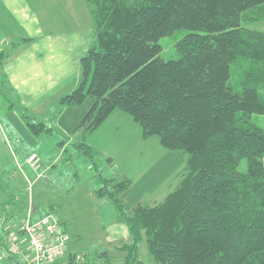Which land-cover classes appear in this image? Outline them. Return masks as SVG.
<instances>
[{"label": "trees", "instance_id": "1", "mask_svg": "<svg viewBox=\"0 0 264 264\" xmlns=\"http://www.w3.org/2000/svg\"><path fill=\"white\" fill-rule=\"evenodd\" d=\"M84 3L94 41L79 60L78 87L58 101L76 108L93 100L74 132L90 134L119 111L140 127L143 141L156 137L164 149L187 154L172 190L130 212L119 195L131 181L97 174L94 196L112 203L130 236L117 248L125 254L118 264H144L138 258L143 241L155 264H264V129L249 121L264 116V33L248 28L264 22V0ZM180 30L186 34L175 45L178 59L163 60L157 41ZM6 57L1 51L8 88ZM232 74L239 93L229 85ZM16 106L8 108L33 135L50 131ZM3 128L11 131L7 122ZM73 147L93 160L85 141ZM242 162L245 172L238 170ZM15 226L0 227V248ZM102 257L111 264L107 252ZM63 262L78 264L69 250L54 263ZM8 263L18 264V256L0 264Z\"/></svg>", "mask_w": 264, "mask_h": 264}, {"label": "rangeland", "instance_id": "2", "mask_svg": "<svg viewBox=\"0 0 264 264\" xmlns=\"http://www.w3.org/2000/svg\"><path fill=\"white\" fill-rule=\"evenodd\" d=\"M248 28L264 33V22L249 25ZM185 34L186 31L180 30L160 38L157 41L161 48L159 56L165 61L177 60L175 45ZM229 85L239 93L234 74ZM88 100L85 99L83 104L86 105ZM58 101L46 104L41 115L24 112L33 123H43L50 130L34 135L38 143L32 146L14 128L12 118H8V113L12 111L8 106L16 100L9 94L7 85L3 86L0 76V123L9 124L11 131H3L4 140L10 153H14L10 156L11 160L2 162L4 167L0 171V227L17 225L29 209L34 210L35 217L49 214L68 235V250L75 256L76 263L105 264L104 252H107L111 264L114 261L121 263L125 254L116 248L126 244L125 235H128V240L130 236L126 226L118 222L112 203L94 196V191L100 187L97 174L116 181H131L129 188L119 195L125 211L130 212L139 203L160 202L172 190L177 174L185 166L187 154L164 149L156 137L143 141L140 127L119 111H114L91 134L81 131L67 133L57 126L59 112L67 108L58 105ZM249 121L264 129V116L253 115ZM26 130L30 132L27 127ZM86 139L95 150L92 161L73 147V144ZM20 147L37 152V164L40 166L37 170L26 163L28 154L25 151L18 154ZM262 163L264 165V159ZM238 170L246 171L245 162L239 165ZM138 258L144 264H155L144 241L139 245ZM2 261L0 259V263Z\"/></svg>", "mask_w": 264, "mask_h": 264}, {"label": "crops", "instance_id": "3", "mask_svg": "<svg viewBox=\"0 0 264 264\" xmlns=\"http://www.w3.org/2000/svg\"><path fill=\"white\" fill-rule=\"evenodd\" d=\"M93 41L92 20L84 0H0V48L7 53L2 73L9 94L23 112L41 115L46 104L60 100L68 95L66 92L76 89L79 60ZM15 42L18 45L13 47ZM84 105L63 108L56 118L57 126L67 133L73 132L93 105V100L89 99ZM8 109L12 110L8 118H12L14 128L24 135L28 144L36 146L35 136L26 132L17 111ZM3 131L0 123V171L4 167L2 162L14 156L6 145ZM85 142L94 150L89 139ZM22 152L37 153L18 148V154ZM125 238V243H130L128 235ZM118 263L114 261L113 264Z\"/></svg>", "mask_w": 264, "mask_h": 264}, {"label": "built area", "instance_id": "4", "mask_svg": "<svg viewBox=\"0 0 264 264\" xmlns=\"http://www.w3.org/2000/svg\"><path fill=\"white\" fill-rule=\"evenodd\" d=\"M25 161L35 170L40 167L35 153L30 154ZM15 230L4 238L0 248L1 260L16 255L18 264H53L68 251L69 237L52 215L35 219L29 209Z\"/></svg>", "mask_w": 264, "mask_h": 264}]
</instances>
